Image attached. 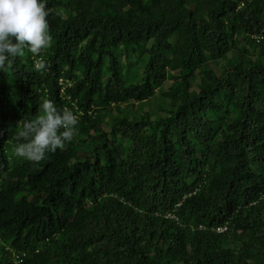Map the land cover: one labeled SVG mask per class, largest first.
<instances>
[{
    "label": "trees",
    "instance_id": "trees-1",
    "mask_svg": "<svg viewBox=\"0 0 264 264\" xmlns=\"http://www.w3.org/2000/svg\"><path fill=\"white\" fill-rule=\"evenodd\" d=\"M46 10L50 45L0 66V264H264V0ZM44 99L78 124L32 162Z\"/></svg>",
    "mask_w": 264,
    "mask_h": 264
},
{
    "label": "clouds",
    "instance_id": "clouds-1",
    "mask_svg": "<svg viewBox=\"0 0 264 264\" xmlns=\"http://www.w3.org/2000/svg\"><path fill=\"white\" fill-rule=\"evenodd\" d=\"M47 16L46 0H0V66L22 55L24 48L35 56L50 45ZM34 67L37 71L44 69L45 61L37 59ZM38 111L40 114L35 119L23 122L19 132L26 142L13 148L16 156L32 162L44 159L46 153L63 149L72 140L78 124L72 110L60 111L48 99L39 104Z\"/></svg>",
    "mask_w": 264,
    "mask_h": 264
},
{
    "label": "built area",
    "instance_id": "built-area-1",
    "mask_svg": "<svg viewBox=\"0 0 264 264\" xmlns=\"http://www.w3.org/2000/svg\"><path fill=\"white\" fill-rule=\"evenodd\" d=\"M166 218L177 219V217L175 215L171 214V213L170 214H167ZM198 228H199V230L205 229V227L202 226V225H200ZM214 230L217 233H223V232H225L227 230V225L216 227ZM21 262H22V257L17 256V259L15 260V263L14 264H21Z\"/></svg>",
    "mask_w": 264,
    "mask_h": 264
}]
</instances>
